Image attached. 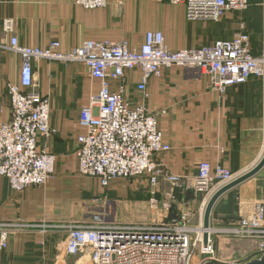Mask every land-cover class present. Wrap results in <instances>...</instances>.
Returning <instances> with one entry per match:
<instances>
[{
    "label": "crops",
    "instance_id": "0c3cea01",
    "mask_svg": "<svg viewBox=\"0 0 264 264\" xmlns=\"http://www.w3.org/2000/svg\"><path fill=\"white\" fill-rule=\"evenodd\" d=\"M110 1L107 8L87 10L76 0H0V123L11 119L7 86L19 81L22 65L21 57L9 49L12 34L4 31L6 19L15 22V34L22 46L45 49L58 42L63 53L87 41H125L132 48L138 47L151 31L164 34L170 51L198 49L217 41H231L242 26L250 35L254 55L260 57L264 49V8L259 3L214 22L190 21L184 3ZM33 71L38 92L51 103L52 135L41 139L40 147L56 157L57 176L45 186L29 187L20 193L10 188L7 179L0 178V223L37 227L11 234L8 247L0 249V264H54L65 236L47 226L80 217V212L77 217L74 212L93 197L96 187L93 179L78 177L76 152L77 138L84 133L79 123L81 110L97 96L100 84L78 63L40 59L33 62ZM140 77L141 71L135 69L127 71L124 78L125 98L133 107L142 102L137 91ZM147 92L145 104L151 114L158 116L160 129L171 146L157 159L171 174L193 178L200 162L207 161L240 177L264 156L261 79L253 77L219 94L211 91L208 78L196 70L171 68L165 69L162 77L150 79ZM263 172L227 193L237 196L240 202L238 216L251 217L255 204L264 202ZM121 183L109 189V196L122 197ZM169 189L168 183L161 182L156 197L168 201ZM175 192L171 217L188 209L195 214L194 224L201 214L202 197L186 188Z\"/></svg>",
    "mask_w": 264,
    "mask_h": 264
},
{
    "label": "built area",
    "instance_id": "2783aa9c",
    "mask_svg": "<svg viewBox=\"0 0 264 264\" xmlns=\"http://www.w3.org/2000/svg\"><path fill=\"white\" fill-rule=\"evenodd\" d=\"M154 1L184 3L190 21L219 22L230 13L251 6V0ZM76 3L84 9L96 10L109 7L111 1L76 0ZM3 28L12 34L9 49L21 57L22 65L19 81L7 86L11 119L0 123V178L7 179L10 188L20 193L29 187L45 186L54 177L56 157L40 147V140L52 135L51 103L38 92L34 80L33 62L43 59L83 64L90 78L100 84L97 96L80 113L79 123L84 130L77 138L80 175L96 180L102 188L120 179L148 176L153 188L148 208L157 218L151 224L66 222L47 226L64 234L67 254L88 257L91 264H199L197 254L212 255L211 232L205 246L204 233L200 238L198 228L192 225L195 215L185 209L171 217L175 195L168 194V201L163 202L156 197V189L161 182L168 183L173 192L190 189L204 195V207L215 192L238 177L230 169L207 161L200 162L193 178L165 170L157 157L170 151L171 146L160 129L158 116L151 114L145 104L149 96L147 88L150 79L162 77L163 71L171 68L196 70L208 78L211 91L219 94L253 77L264 83V49L260 57L254 55L245 27L231 41H217L198 49L170 51L165 46L164 34L151 31L138 47L132 48L125 41H87L70 53H63L58 42L45 49L22 46L11 19L4 21ZM135 69L141 71L137 91L142 102L133 107L125 98L124 78L127 71ZM35 228L25 223H0V249L8 247L11 234ZM220 234L256 246L243 257L246 261L233 264L264 257V202L255 204L251 217L222 229Z\"/></svg>",
    "mask_w": 264,
    "mask_h": 264
},
{
    "label": "rangeland",
    "instance_id": "374dc122",
    "mask_svg": "<svg viewBox=\"0 0 264 264\" xmlns=\"http://www.w3.org/2000/svg\"><path fill=\"white\" fill-rule=\"evenodd\" d=\"M253 3H259L264 8V0H251V5ZM62 63L68 64L78 62ZM77 175H79L78 177L82 178V180H88L87 178H89H84V176L80 175L78 171ZM56 176L55 164V173L51 181H53ZM92 181L96 186L94 188L95 190L93 191V197L90 198L89 201L82 202L81 207H77L78 211L74 213L77 217V214L80 212V217L75 219L73 218L71 220L72 222L82 221L83 223L102 222L108 224L136 225L151 224L156 221V215L153 214L147 206L149 200L148 197H151L153 193V188L151 187L150 178L148 176L135 179H120L115 181L108 188L100 187L99 183L94 179ZM116 182H122L119 186V189L124 193L122 197H118V199L116 197L109 196L108 193L109 189H111V187ZM175 191L173 192L170 186L169 191L166 193V197L170 193L175 195ZM200 196L204 201V195ZM208 202L204 208V211L202 212V216L199 213L195 223L193 224L192 222V225L195 228L200 227L202 218L204 219ZM239 205L240 202L238 201L237 196H232L231 194L224 195L218 201L213 210L211 220V229L214 230V234L212 235L214 253L206 257L197 254L196 257L200 261L199 264H233L237 261L243 262L246 261L243 259V257L249 253H252L256 249V246L249 241L238 238H226L224 235H221L220 232H218L219 230L221 231L222 229L229 228L237 221L244 219L241 216H238L240 215L237 212ZM63 245L64 242L59 248L58 257L54 264H91V261L88 257L68 255Z\"/></svg>",
    "mask_w": 264,
    "mask_h": 264
},
{
    "label": "water",
    "instance_id": "95a60500",
    "mask_svg": "<svg viewBox=\"0 0 264 264\" xmlns=\"http://www.w3.org/2000/svg\"><path fill=\"white\" fill-rule=\"evenodd\" d=\"M263 170H264V156L262 157V159L260 160V162L256 165L254 169L238 177L237 179H235L233 182L229 183L228 185L222 187L212 196V198L210 199L206 207L204 219H203L204 245L205 246H207L209 242L211 225H212L211 224L212 214H213V210L216 204L218 203V201L228 192L239 187L246 181L252 179L256 175H258L260 172H262ZM244 264H264V257H262L261 259H255V260L249 261Z\"/></svg>",
    "mask_w": 264,
    "mask_h": 264
},
{
    "label": "bare ground",
    "instance_id": "6f19581e",
    "mask_svg": "<svg viewBox=\"0 0 264 264\" xmlns=\"http://www.w3.org/2000/svg\"><path fill=\"white\" fill-rule=\"evenodd\" d=\"M214 193V192H213ZM206 204V203H205ZM204 207H205V205H204ZM204 207H203V209H204ZM197 233L199 234V236H200V238L203 236V233H204V230H203V226H201V227H199L197 230ZM211 232V234L213 235V230L212 231H210ZM218 232H220V231H218Z\"/></svg>",
    "mask_w": 264,
    "mask_h": 264
}]
</instances>
